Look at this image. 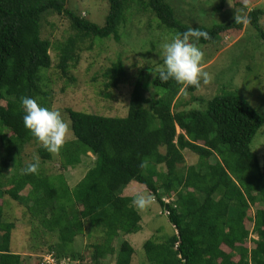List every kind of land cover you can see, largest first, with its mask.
I'll use <instances>...</instances> for the list:
<instances>
[{
  "label": "trees",
  "instance_id": "1",
  "mask_svg": "<svg viewBox=\"0 0 264 264\" xmlns=\"http://www.w3.org/2000/svg\"><path fill=\"white\" fill-rule=\"evenodd\" d=\"M66 1L0 0V197L7 194L19 201L37 226L57 233L51 246L55 259L67 255V246L83 233L85 220L101 234L100 242L89 245L90 264H102L114 252V264H130L134 252L130 243L122 240L116 249L112 242L120 233L140 230V216L131 203L133 195L124 194L128 184L137 182L161 208H168L174 232L162 241L149 238L143 243L148 263L180 264L183 258L184 264H264V178L257 155L249 147L263 119L233 91L213 96L202 109L173 108L181 90L196 88L171 79L161 82L158 68L145 66L133 83L126 115L110 117L65 109L73 138L58 153L60 168L75 167L88 153L94 156L72 188L62 173H45L42 162L50 160L51 153L42 145L37 147L38 173L23 174L22 150L37 140L23 125L19 98H38L50 107L43 72L51 66L52 47L58 50L56 67L67 75L82 42L119 41L135 4L151 11L158 25L174 34L188 27L206 31L209 39L201 38L203 44L242 25L234 20L210 26L188 24L167 0H107L108 11L99 25L67 8ZM48 13L68 20L72 33L64 41L54 44L40 35V22ZM262 13L254 8L246 14L248 24L264 40L259 23ZM146 70L150 72L145 75ZM149 75L157 92L146 96ZM104 77L106 88L125 80L119 58ZM183 149L192 151L198 160L180 169ZM211 156L214 162L209 161ZM164 195L172 196L173 201L164 203ZM173 203L175 207H171ZM256 203L262 206L250 213ZM246 221L251 222L255 236L249 247L245 244L250 234ZM12 225L3 219L0 203V264H21L19 253L9 249Z\"/></svg>",
  "mask_w": 264,
  "mask_h": 264
},
{
  "label": "rangeland",
  "instance_id": "2",
  "mask_svg": "<svg viewBox=\"0 0 264 264\" xmlns=\"http://www.w3.org/2000/svg\"><path fill=\"white\" fill-rule=\"evenodd\" d=\"M173 6L177 16L184 22L210 26L217 23H227L234 20V12L241 8L245 13L254 8L263 11L259 23L264 28V0H167ZM66 7L77 12L80 16L97 24H103L108 11L107 0H67ZM142 6V5H141ZM155 15L148 9H142L135 4L131 9L130 18L121 28L119 41L112 38L82 42L77 52V61L68 68L67 75H63L56 67L58 50L50 49L51 66L43 72L46 87L50 93V108L59 109L62 117L70 124L65 113L66 108L85 113L104 116H124L127 104L138 72L143 67L160 68L162 65V44L174 33L158 25ZM72 33L68 20L63 15L45 14L40 22V35L52 43L64 41ZM203 58L202 69L208 73V82L201 83L193 91L181 90L174 101L177 109H202L206 102L223 91H233L241 99L247 101L262 117L263 123L251 139L249 147L258 158L259 167L264 178V40L249 24H242L240 29H230L222 33L212 43H199ZM123 63L126 78L114 88H106L104 72L116 59ZM145 71V75L149 74ZM151 75L147 77L144 94L156 95V88L150 83ZM7 133V130H3ZM179 132V129H176ZM69 131L66 141L72 139ZM38 141L26 144L20 155L21 162L26 164L34 156H38ZM160 151H164L160 147ZM2 149L0 147V156ZM184 163L178 165L180 169L195 164L198 160L189 149H183ZM94 156H81L75 167L62 169L59 166L58 153H51V159L42 162L47 174L62 173L69 187H73L92 164ZM40 160V157H39ZM215 157L209 158L214 162ZM163 170L162 165L158 166ZM148 193L141 188V184L132 182L126 186L124 194ZM22 194L26 193L24 189ZM152 196V195H151ZM3 219L12 223L9 249L19 253L21 264H43L45 256L55 250L51 248L57 241V233L43 231L35 224L25 206L19 201L11 199L7 194L0 197ZM256 203L250 213L261 207ZM140 216V230L130 234H118L112 244L117 249L122 240H126L133 247L134 252L130 264H150L143 252V243L151 238L164 240L174 233L166 215L160 213L162 208L152 198L151 203L144 209L134 206ZM249 213V214H250ZM250 234L246 245L251 246L253 238L252 224L246 221ZM101 241V234L97 228H91L87 221H83V233L74 238L67 246V255H60L58 262L65 264H90L91 249L89 245ZM115 252L105 257L102 264H114Z\"/></svg>",
  "mask_w": 264,
  "mask_h": 264
},
{
  "label": "clouds",
  "instance_id": "3",
  "mask_svg": "<svg viewBox=\"0 0 264 264\" xmlns=\"http://www.w3.org/2000/svg\"><path fill=\"white\" fill-rule=\"evenodd\" d=\"M234 22L247 25L249 17L241 8L234 12ZM209 39L206 31L200 28L188 27L183 32H177L162 44V65L157 70L161 82L173 80L184 84L187 88L200 87L208 82V73L201 67L203 52L198 46L199 41ZM19 104L22 109V121L42 147L49 153L57 154L66 142L70 124L62 117L59 109L45 107L38 98L21 96ZM40 168L38 156H34L22 169L23 174L36 175ZM152 201V196L136 193L131 203L138 209L146 208Z\"/></svg>",
  "mask_w": 264,
  "mask_h": 264
},
{
  "label": "built area",
  "instance_id": "4",
  "mask_svg": "<svg viewBox=\"0 0 264 264\" xmlns=\"http://www.w3.org/2000/svg\"><path fill=\"white\" fill-rule=\"evenodd\" d=\"M161 200L164 203H170L173 201V198H172V196L168 197V196L164 195L161 197ZM171 207H175V204L173 203L171 205ZM160 213H163L164 215L167 216L169 214V210H168V208L163 207L162 211ZM177 243H178V241L175 242L174 247L177 246ZM177 256L181 258L180 253H178ZM43 264H65V263L58 262L51 254H49V255L45 256V259H43ZM180 264H184L183 258H181Z\"/></svg>",
  "mask_w": 264,
  "mask_h": 264
},
{
  "label": "crops",
  "instance_id": "5",
  "mask_svg": "<svg viewBox=\"0 0 264 264\" xmlns=\"http://www.w3.org/2000/svg\"><path fill=\"white\" fill-rule=\"evenodd\" d=\"M253 238H255V236L253 235Z\"/></svg>",
  "mask_w": 264,
  "mask_h": 264
}]
</instances>
